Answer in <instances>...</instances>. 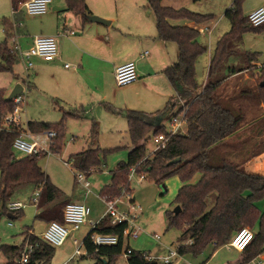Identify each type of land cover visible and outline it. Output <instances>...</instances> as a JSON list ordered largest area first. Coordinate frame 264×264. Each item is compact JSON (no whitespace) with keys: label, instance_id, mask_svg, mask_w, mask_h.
I'll list each match as a JSON object with an SVG mask.
<instances>
[{"label":"trees","instance_id":"16d2710c","mask_svg":"<svg viewBox=\"0 0 264 264\" xmlns=\"http://www.w3.org/2000/svg\"><path fill=\"white\" fill-rule=\"evenodd\" d=\"M25 1L10 0L11 8L16 9ZM64 1L66 9L79 15L83 21L92 16L85 0ZM162 1L147 0L146 10L151 12L154 18L156 38L161 42L176 45V62L162 71L175 94L163 110L154 114L130 110L117 112L110 105H104L109 113L124 114L131 149L126 163H120L111 172L110 184L104 186L99 195L106 199H114L120 196L122 191L129 194L127 180L133 167L137 174H144L145 179L155 184H160L171 176H178L182 186L177 192L174 204L180 208V212L175 215L172 210L167 212L165 217L168 228L175 227L182 231L177 246L179 256L198 255L209 245L213 246L214 253L226 245L238 230L252 229L257 224V233L241 253V261L237 263L247 264L264 250V212L261 213L254 203L256 200L264 199V176L246 173L242 168L244 159L240 160V156L235 153V147L226 143L244 121L243 108L237 104L244 91L228 94L221 90L229 77L245 70V67L230 66L228 63L230 59L240 57L242 63L248 66L257 62L259 56L257 53H238L243 35L249 32L260 34L263 30L247 24L241 12L244 0H233L231 6L224 12L230 29L216 41L209 60L206 80L200 88L195 79L194 66L206 49L197 41L199 35L197 29L174 25L172 22L185 19L198 26L210 22L213 17L186 9L174 10L163 6ZM10 32L11 23L5 21L6 38L0 43V73H12V67L17 62L7 45V40L11 37ZM259 91L263 98L260 103L264 104V83L259 85ZM12 109V102L6 101L5 91L0 89V118L12 112ZM59 111L62 118L57 123H27V129L31 134L55 132V138L49 147L50 154L59 153L61 150L66 120L82 118L77 111L61 109ZM182 111L185 112L187 133L170 137L163 148L145 159V143L149 135L164 134V122L171 115ZM18 135L17 129L0 131V212L9 213L6 207L17 188L31 185L41 190L35 219L62 223V209L69 202L38 166V159L44 156L42 153L22 158L14 156L11 146ZM97 136L98 126L92 121L89 131L90 143L94 144ZM262 152L264 147L259 152L248 155L247 159ZM100 154L99 147L90 146L69 157L70 167L87 178L102 166ZM175 159L179 161L171 163ZM196 175H200V179L197 183L190 184ZM21 212H15L14 215L19 216ZM124 229V225L106 226L104 223L95 229L96 232L119 235L120 241L116 246L95 249L86 244L85 238L88 256L94 258V264H115L123 250L121 235ZM26 241L36 244L27 264L50 262L54 248L26 232L21 246H0V252L5 259L4 264H18L17 259ZM142 253L132 250L126 258V263L161 264L157 261H148Z\"/></svg>","mask_w":264,"mask_h":264},{"label":"crops","instance_id":"0c3cea01","mask_svg":"<svg viewBox=\"0 0 264 264\" xmlns=\"http://www.w3.org/2000/svg\"><path fill=\"white\" fill-rule=\"evenodd\" d=\"M245 1L241 6L242 15L245 18L253 10L264 4V0H259L255 7L249 8L244 13L243 5ZM85 3L92 16L103 18L109 21L110 24L106 26L91 23L88 20L83 21L79 15L66 9L64 0L62 6H53L51 2L47 13L38 17L45 28V33L36 36H49L56 39L58 45L57 58L52 62H44L41 59L32 58L31 79L29 78V74H25L26 76L19 75L15 70V66L18 65L14 64L12 73H10V79L0 87V89L5 91V96L7 97L15 84L24 81L28 86V91L33 90L38 95L45 96L58 110L77 111L80 113L82 118L67 119V133L70 137L72 136L71 138H74L71 142H75L80 138L84 145L90 142L89 131L91 123L95 119L97 120L95 122L98 126L97 141L103 138L104 121L106 120H103L101 116H103L102 109H105L104 105L106 104L113 107L117 112L130 110L137 113L154 114L163 110L175 93L162 71L177 60L176 45L161 42L156 38L154 18L151 12L146 10L147 0H115L113 2L108 0L89 2L85 0ZM49 18L53 19V25L49 23L51 22ZM175 22H172V24L178 25ZM182 26L195 27L190 22ZM64 29L73 30L75 33L74 35H63ZM261 29L263 32L256 34L258 37H262V35L264 37V28ZM248 35V33L243 35L242 49L240 48L241 53L262 54L260 49L247 43ZM36 36L21 34L18 38L20 48L27 50L31 46L33 38ZM170 44H173L172 46L174 48ZM127 62H133L135 64L138 80L131 85L125 86L122 90H118V93H116L114 91L117 90L114 88V71L118 66ZM228 63L230 66H240L242 68L245 65L242 63L240 57L234 58L233 60L230 59ZM65 65H68V68H65ZM253 65L259 66V62L253 63ZM111 90L115 94H112ZM245 91L247 92V90H244L243 97L237 102L243 108L244 120L247 117V113H245L241 101L244 100L243 98H247V94H249ZM261 107H263V115L251 121H243L244 123H241L240 129L226 143L235 147V153L240 156V160L244 159L242 168L246 173L264 176V152L250 159H247L248 156L245 157L243 154H239V150L245 147L247 142L254 138H264V129L254 130V126L256 124L258 125L264 118V106L261 105ZM110 114L112 117L109 120L111 121L109 136L117 140L119 131L116 129V126L122 123L120 119L125 120L124 114ZM126 134L129 138L127 128ZM244 134L246 135L243 136ZM91 144L90 146L94 147V144ZM199 179L200 175H196L189 183L195 184ZM109 184L110 182L104 186ZM23 188H17L14 194ZM88 196L84 192L83 197L80 196L79 200H66L69 203H84L85 198ZM95 196L102 203L98 197L100 195ZM11 202L18 201L11 199ZM255 206L260 210L258 204H255ZM260 212L262 213L263 211L260 210ZM90 216H92L91 210ZM92 218L95 219L94 221L98 220L96 219L97 217ZM48 222L44 221L45 225ZM158 242L153 244L150 247V251L146 253L163 256L166 253L165 249L167 247L178 246V244L171 246L158 244ZM133 250L141 252L135 249ZM214 253L211 254V257ZM184 257L180 256V258L173 261V264H193V262ZM240 261L241 256L229 264H237Z\"/></svg>","mask_w":264,"mask_h":264},{"label":"rangeland","instance_id":"374dc122","mask_svg":"<svg viewBox=\"0 0 264 264\" xmlns=\"http://www.w3.org/2000/svg\"><path fill=\"white\" fill-rule=\"evenodd\" d=\"M87 1L94 2L96 0ZM108 1L113 2L115 0ZM258 1L259 0H246L243 5V12L246 13L249 8L255 7ZM232 2L233 0L162 1L163 6L170 7L174 10L186 9L196 14L213 17L210 22L202 23L197 26V28H202L203 26L210 28V32L200 33L197 36L198 43L206 49V52L196 60L194 66L195 79L200 85V88L206 80L208 60L210 59V55L213 52L217 39L230 29V24L224 17V12L231 6ZM52 5L62 6L63 0H52ZM11 12L12 8L10 0H0V43L4 42L6 38L4 34L5 21L11 24L16 21H21L23 26L18 30V34L20 35L24 33L26 35L36 36L45 33V28L40 21V18L32 17L25 19L24 16L15 17L11 14ZM49 19L51 21L49 23L53 25V19ZM175 24L182 26L189 24V21L180 19L176 21ZM248 34L247 43L255 46L257 49H260L262 52V54L257 57L259 66L244 65L245 70L227 79L221 90L228 94L232 92L237 93L241 90H247V92H245L249 93L247 94L248 97L243 98L244 100L241 101L245 113H247V117L244 121H251L256 118H260L263 115V107H261V105L264 106V104L260 103V100L263 98L260 96L259 91V85L264 83V72L262 73V70L264 69V37L263 35L262 37H258V35L253 32H249ZM7 45L9 47V41ZM172 45L173 44H170V46L174 48ZM240 48L242 49V47ZM239 50L238 53L241 54V51ZM12 56L15 55L12 53ZM233 59L234 57L232 60ZM16 60L17 62L15 64L18 65L15 66L16 72L21 76L29 74V78L31 79L32 70L30 69L26 71L24 63L19 58ZM9 79L10 73H0V87H2L1 85H4ZM114 88L117 89L114 91L118 93V90H122L124 87H117L115 85ZM111 93L115 94L113 90H111ZM102 110L103 116L101 117L103 120H106L104 121L103 138L99 139L94 144V146L99 147L101 150L100 159L102 161V166L87 176V181L90 184L91 193L93 192V194L85 198L84 201V203L89 206L91 210L92 216H89L88 218L90 221L95 220L92 217H97L96 219H99L104 212L103 204L95 198V195H98L104 185L110 182L111 172L116 169L117 165L120 163H126L128 152L131 149V144L126 134V121L120 119L122 120V123H119V125L116 126V129L119 131V134L117 135L118 139H112V137L109 136V129L111 128V121L109 120L112 115L105 109ZM20 117L22 122L21 131L25 132L26 141L31 142L28 135L34 139L38 137V139L42 140L41 142L44 141L42 146H44V148H48V142H45V133H39L36 135L30 134L27 131V123L54 124L61 120L62 114L45 96L38 95L37 92L33 90H26L25 104L23 106V113L20 114ZM117 117L121 118L120 116ZM262 120L258 123V125L256 124L254 126L255 131L264 129V118ZM95 121L97 120L95 119ZM164 127L166 129L168 128L167 121L164 122ZM65 128L64 137L62 139V147L59 153L49 154L48 156L43 154L44 156L38 159L37 163L44 173L48 175L50 181L62 192L65 199L79 200L80 196L83 197L84 191L81 184L77 182V175L79 173L73 170V167H70L71 162H69V157L90 147V142H87L86 145H84L82 139L80 138L75 142H71L70 140L72 136L70 137L67 133V120L65 122ZM184 131L187 133L186 129ZM72 135L76 136L75 134ZM151 135L152 134H150L149 137ZM245 135L246 134L243 136ZM149 137L145 143V155H148L154 147L152 142L149 140ZM263 147L264 138H254L247 142L245 147H242V149L239 150V154H243L246 157L250 154L259 152ZM13 154L16 158L26 157L22 153L14 150ZM138 178V175H134L133 178L130 179L129 194L130 198L133 199L134 204L139 206L141 209L135 222L136 227L140 230V235L137 239L130 240L128 243L125 241L123 243V250L129 246L132 250L135 249L141 252H149L150 247L157 243L153 239L154 235L160 237L158 244L176 246L182 231L175 227L168 228L165 215L167 212L172 211L175 208L174 199L178 190L182 186L179 177L171 176L160 184H155V182L149 181L148 179L139 182ZM22 187L24 188L16 194H13L11 198L13 201H18L26 205L19 216L11 213L0 212V246L7 245L19 247L24 242L26 232L32 233L35 236H40L41 232L45 229L44 221L35 219L37 209L31 202L34 198L35 188L31 185H24ZM126 197L127 196L123 198V201L127 199ZM254 203L258 204L259 209L264 212V199L256 200ZM123 208V206H119L120 210ZM88 228V225L82 226L79 231L72 233L71 237L68 238L62 246L53 247L54 253L48 264H64L74 250L72 239L82 240L89 231ZM257 229L258 225L255 224L252 228L254 234L257 233ZM212 252L213 246L209 245L202 253L198 255H186L184 258L190 260L193 264H229L236 261L241 256V253L228 250L225 245L218 248L211 257ZM4 262L5 259L0 252V264H4ZM69 264H94V258L88 256L83 259H79L78 261L75 260ZM115 264H127L126 259L119 256Z\"/></svg>","mask_w":264,"mask_h":264},{"label":"built area","instance_id":"2783aa9c","mask_svg":"<svg viewBox=\"0 0 264 264\" xmlns=\"http://www.w3.org/2000/svg\"><path fill=\"white\" fill-rule=\"evenodd\" d=\"M52 0H26L16 9H12L11 14L15 17L24 16L29 17H41L45 15ZM247 24L252 28H264V4L253 10L246 16ZM21 21H16L11 24V37L8 39L10 42L9 50L13 53L16 59H20L26 68V71L32 68V58L41 59L44 62H52L58 56V45L56 39L49 36H36L32 40L31 46L27 50H22L18 44V30L22 28ZM198 33L210 32V28L203 26L202 28H197ZM73 30L64 29L63 35H74ZM68 68V65H65ZM138 80V75L136 72V67L133 62H127L118 66L114 71V81L117 87H125L135 83ZM22 92L12 99L13 109L12 112L6 114L0 119V131L1 130H15L17 129L19 135L12 142V150L22 153L25 156H35L40 153L44 155H49V147L51 146L53 139L55 138L54 131L45 132V142H48V148H44L41 142L42 140L36 137L35 139L28 135L31 142H27L25 139V132L21 131V117L20 114L23 113V106L25 104V92L28 86L23 81ZM168 128H165L164 134L151 135L149 140L154 145L153 150L146 155L149 158L154 152L163 148L167 143L168 139L177 134H186L184 131L187 130V123L185 119V112H179L176 115H171L167 120ZM28 131V130H27ZM29 132V131H28ZM30 133V132H29ZM31 134V133H30ZM71 138L70 141H73ZM138 165V164H137ZM96 171V170H95ZM134 175H138V181L141 182L145 180L144 174H137L135 167L131 168L128 174V183ZM77 182L81 184L84 189L85 195L91 194V187L87 178L84 174L79 173L77 175ZM40 188H36L34 191V198L31 200L32 204L36 207L38 203V198L40 194ZM127 196L126 200L123 198ZM101 202L105 206V211L103 215L97 221H90L88 218L90 216V208L84 203H68L62 209V223L56 221H50L46 223L45 229L41 232L40 236H35L37 239L43 241L51 247L62 246L65 241L71 237V234L77 232L82 226L88 225L89 231L86 233L82 240L72 239V244L74 250L69 257V259L64 264H69L73 261H78L81 258L88 256L87 245L97 249L99 247H111L116 246L120 241L119 235L100 233L96 232L101 224L106 226H116L124 225L125 229L121 235L122 244L126 241L135 240L140 235V230L136 227V220L140 213V207L134 204L133 199L130 198V194L122 191L121 195L114 199H106L104 197L98 196ZM21 202H10L7 204V210L10 213H15L22 211L25 208ZM119 206H123V209H119ZM254 233L250 228H242L238 230L230 239V241L225 245L228 250H233L238 253H242L248 244L252 241ZM85 238H87L86 244L84 243ZM154 240L158 242L160 237L157 235L153 236ZM36 244L26 241L23 246L20 256L17 259L18 264H27L30 256L33 254ZM132 250L127 246L122 250L121 256L127 258L131 254ZM165 255L156 256L150 255L149 253L143 252L142 255L148 261H157L161 264H173V261L180 258L177 247H167L165 249ZM247 264H264V250L257 254L251 261Z\"/></svg>","mask_w":264,"mask_h":264},{"label":"water","instance_id":"95a60500","mask_svg":"<svg viewBox=\"0 0 264 264\" xmlns=\"http://www.w3.org/2000/svg\"><path fill=\"white\" fill-rule=\"evenodd\" d=\"M87 20L91 23H97V24H101V25H106L108 26L110 24L109 21L103 19V18H100L98 16H88L87 17ZM22 92V85L21 83H17L15 84V86L13 87V89L11 90L10 94L6 97V101L7 102H10L12 101V99L14 97H16L19 93ZM179 161V159H175V160H172L171 163H177ZM180 212V208L178 206H176L174 209H173V213L176 215Z\"/></svg>","mask_w":264,"mask_h":264}]
</instances>
